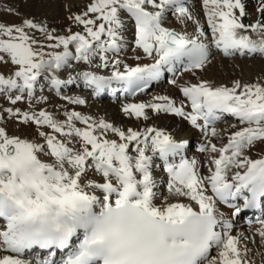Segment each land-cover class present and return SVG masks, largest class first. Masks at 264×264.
I'll use <instances>...</instances> for the list:
<instances>
[{"label": "snow or ice", "instance_id": "1", "mask_svg": "<svg viewBox=\"0 0 264 264\" xmlns=\"http://www.w3.org/2000/svg\"><path fill=\"white\" fill-rule=\"evenodd\" d=\"M200 2L203 20L188 0H88L68 11L78 30L63 33L0 6L20 17L0 20V97L11 105L0 106V122L33 129L28 138L0 126V264H252L234 218L260 210L249 231L264 246V71L228 83L198 72L214 53L264 58V0L248 23L244 0ZM129 47L134 63L124 58ZM166 73L178 96L156 94L121 111L145 122L183 118L203 135V160L188 158V141L162 128L33 106L48 101L45 86L79 106L86 99L61 95L62 87L136 96ZM226 115L231 131L218 130ZM161 166L166 181L154 175Z\"/></svg>", "mask_w": 264, "mask_h": 264}, {"label": "bare ground", "instance_id": "2", "mask_svg": "<svg viewBox=\"0 0 264 264\" xmlns=\"http://www.w3.org/2000/svg\"><path fill=\"white\" fill-rule=\"evenodd\" d=\"M244 2L246 4V10L249 14L244 18L245 23L247 21L248 22L254 21L259 16V14L255 10L256 6L258 4V0H244ZM59 3L61 4L62 11L65 12L66 11L65 5L70 7L72 5L77 6L78 4H83V3L87 4L88 0H60V1H58V0L52 1L51 0V1L46 2L45 7L48 11H55L57 8V5ZM188 4H189L190 9L193 10L194 15H196V17L198 19L203 20V10L201 7L200 0H188ZM56 12H57V10H56ZM169 20L171 21L170 26L177 27V28L180 27L179 25H177L175 23V19L171 15H169ZM188 30L191 31V27H189ZM128 38H129V40L132 39L131 33H129ZM130 55H131V48L129 47L127 53L124 55V58H125L126 62L134 63V61L128 59V57ZM214 56L217 59L215 60V62L213 64L214 65L213 68H211L210 71L205 73V75H203V74L201 75V74H199L200 72H198V75L201 76L202 78L213 81L214 83H228V82H230V76L229 75L225 74L228 77L227 80H221V77H218L220 74L218 72H220L221 69L227 71L228 65L230 63H234V64L236 63L238 65H241L242 70H245L247 73H251L252 69H251V67H249L250 62H248V60H246L247 58L240 57L239 55H236L232 58H227V57H223L221 54H218V53H214ZM244 57H248V56H244ZM242 58L244 59L243 62H241L243 60ZM104 74H107L106 70H105ZM63 78H65V79L67 78L66 73H65ZM178 79H180V78H178ZM182 79L188 80V79H190V77L185 74L182 76ZM81 88L86 89L85 87H81ZM86 90H88V89H86ZM156 94L170 95L173 97H176L179 95L177 90L175 88H173L171 85H169L168 83L162 85V83H161L156 88L146 91L143 95H138L133 100L124 99L123 101L117 102L116 104L111 103L110 101L105 102V100H101L104 102L101 104L96 102V100L89 101L92 98L90 96L85 97V99L87 101L86 106L88 107V115H92L93 117L97 116L98 118H101V117L102 118H109L112 114L115 115L117 113L118 114L120 113L121 114L120 116L124 117V114L121 111V107L123 104L135 103V102H147V101L151 100V97L153 95H156ZM81 97L84 98V96H81ZM150 116H151V118L146 122L143 120H140L139 126L136 128H144L146 126H153V127L164 129L166 132L170 133L171 135H173L177 139H186L188 142H195L196 140H200L201 143L204 142L202 133L198 129L193 128L187 121H185L181 117H176L175 115H172V114H159V115L150 114ZM226 120H228V119H226ZM226 120H223L216 125L218 130L222 129L221 128L222 124H224L222 122H225ZM115 125L118 127H121L120 126V120L116 121ZM0 126H2V122H0ZM229 131H231V129H229ZM213 142H218V141L214 140ZM188 158H190V159L196 158L198 160H203L204 154H202L200 152L192 151L188 154ZM154 175L157 177L158 180L163 179L164 181H166V179H167V174L164 173L161 168L159 170H154ZM161 191L162 192L166 191V189L164 188L163 185H161ZM250 227L254 230L256 227H259V225L254 224V225L248 226L244 222H236V229L241 231V232H244L246 235L249 236V240L243 242L244 244H247V246L251 249V251L248 254V258L250 259V261H252V264H264V246L261 245L259 236L254 235L253 232L249 231ZM233 234H235V232ZM253 241H255V242H253ZM25 258L27 259L30 257L27 256Z\"/></svg>", "mask_w": 264, "mask_h": 264}, {"label": "rangeland", "instance_id": "3", "mask_svg": "<svg viewBox=\"0 0 264 264\" xmlns=\"http://www.w3.org/2000/svg\"><path fill=\"white\" fill-rule=\"evenodd\" d=\"M48 1H51V0H48ZM48 1L47 0H0V6L12 5V6L16 7L22 15L29 16L31 18L36 19L37 21H43L44 23H46V25L48 26L49 29L55 28V29H57L58 33H63L66 31V29L69 27V25H71V22L66 19L67 15H68V11L70 10L72 12H79L86 5L85 3L78 4L77 6L72 5V6L68 7V10L63 12L61 9V4L59 3L57 5V8H56L57 12H56V10L55 11H48L46 9L45 5H46V2H48ZM52 1H56V0H52ZM58 1H60V0H58ZM0 20H9L11 22H19L20 17L15 16V15H9L8 13H6L4 11H0ZM246 23H248V21ZM71 26H72L74 31L78 30L75 25H71ZM213 57H212L213 59H212L211 63L205 68V70L203 72H200L199 74L205 75V73H207L208 71L211 70V68H213V66H214L213 64H214L215 60L217 59V58H215L214 55H213ZM244 58H247L246 60H248V62H250L249 67H251V69H252L251 73H247L245 70H242L241 65H238L236 63L235 64L230 63L228 65V70L226 71V70L221 69L220 72H218V73H220L219 76L218 75L217 76L221 77V80H227L228 77L226 75H229L230 81L233 79H241L242 81H245V80L250 81V80L254 79L262 71H264V58H261L259 56L244 57ZM243 61H244V59L241 62H243ZM0 71L7 73V69L3 66H0ZM36 94L37 95L41 94L39 89H37ZM43 95L47 96L49 99L46 103H42V104H37L34 101L33 106L37 110L40 107H45L48 111H51L56 115H60L64 111V108L68 107L70 109L74 108L76 111H80L83 114L88 115V107L86 106V104L85 105H79V106L68 105L67 101L62 100L60 98V96L56 95L54 93V91L49 89L47 86H45V88H44ZM61 95H68V96L79 95V96H84V98H85L87 96L89 97L90 93L88 91H84L82 89H71L67 93H64ZM91 100L92 99H90L89 101H91ZM96 102H98L99 104L104 103L101 100H96ZM0 106L8 107L11 105H9L3 97H0ZM17 106L24 108L27 106V101L25 100L23 102H18ZM57 106H59V107H57ZM117 114H115V115L112 114L109 118H104V119L108 122L113 123L114 125H115L116 121L120 120V126L122 128H127V127L136 128L139 126V121H137L135 118H129L125 115L123 117V116H120L121 115L120 113L118 115ZM95 118L98 119L97 116ZM233 123H235L234 120L224 122V124H222L221 128L229 130V129H231L229 126ZM2 126L6 127L9 134L15 133V134H19L21 136H27L28 138H31L32 134H33V129L31 127H25V126L21 125L19 128H17L16 122L13 120H7L5 122H2Z\"/></svg>", "mask_w": 264, "mask_h": 264}]
</instances>
